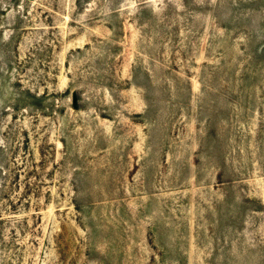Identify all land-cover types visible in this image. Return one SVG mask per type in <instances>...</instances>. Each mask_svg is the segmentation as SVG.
<instances>
[{"label":"rangeland","instance_id":"rangeland-1","mask_svg":"<svg viewBox=\"0 0 264 264\" xmlns=\"http://www.w3.org/2000/svg\"><path fill=\"white\" fill-rule=\"evenodd\" d=\"M0 264H264V0H0Z\"/></svg>","mask_w":264,"mask_h":264}]
</instances>
